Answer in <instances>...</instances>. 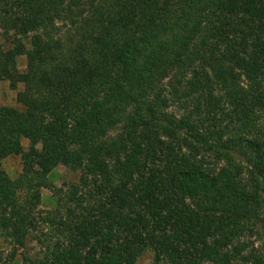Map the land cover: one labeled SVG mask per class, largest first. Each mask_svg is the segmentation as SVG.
Instances as JSON below:
<instances>
[{
    "label": "trees",
    "instance_id": "obj_1",
    "mask_svg": "<svg viewBox=\"0 0 264 264\" xmlns=\"http://www.w3.org/2000/svg\"><path fill=\"white\" fill-rule=\"evenodd\" d=\"M0 29V80L25 85L0 106L23 164L0 236H36L32 264H264V0H0Z\"/></svg>",
    "mask_w": 264,
    "mask_h": 264
},
{
    "label": "rangeland",
    "instance_id": "obj_2",
    "mask_svg": "<svg viewBox=\"0 0 264 264\" xmlns=\"http://www.w3.org/2000/svg\"><path fill=\"white\" fill-rule=\"evenodd\" d=\"M0 29V44H4L6 37ZM30 45V44H28ZM18 66L21 71L27 67L26 56H21L18 59ZM25 88L24 83H18L13 87L11 81L0 80V106H11L18 109H23V106L17 101V94ZM22 144L25 150L30 146L29 139H22ZM23 169L22 158L20 155H11L0 162V171H5L12 179H17ZM80 173L74 171L64 165H58L49 175L51 185L61 187L64 184L78 182ZM42 200L39 209L43 212L56 208L57 196L53 189L43 188ZM37 233L35 235H40ZM250 250L254 245V251L264 254V239L253 236L248 237ZM44 248L37 242L36 236L31 234L26 240V245L21 248H15L12 242L4 236H0V257L6 264H32V260L41 257L44 254ZM15 256H13V253ZM29 259V260H28ZM155 254L152 250L145 251L137 260L136 264H155Z\"/></svg>",
    "mask_w": 264,
    "mask_h": 264
}]
</instances>
